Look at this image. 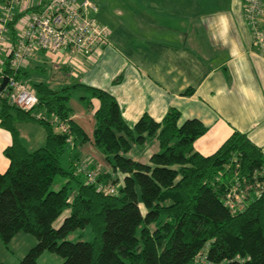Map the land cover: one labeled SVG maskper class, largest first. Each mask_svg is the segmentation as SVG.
Returning <instances> with one entry per match:
<instances>
[{"label": "trees", "instance_id": "obj_1", "mask_svg": "<svg viewBox=\"0 0 264 264\" xmlns=\"http://www.w3.org/2000/svg\"><path fill=\"white\" fill-rule=\"evenodd\" d=\"M18 17L8 24L12 42ZM9 74L6 63L3 75ZM16 74L28 83L29 72L19 69ZM29 85L38 99L29 111L11 104L7 92L0 93V127L11 138L3 150L8 166L0 173V242L8 248L19 233L36 239L18 264H37L45 252L60 257L61 264H191L204 248L213 262L264 264V192L256 196L253 187L254 172L264 168V153L246 134L234 131L216 151L203 155L194 142L207 128L197 119L180 123L176 109L160 121L143 114L130 126L116 98L105 90L80 83L57 89L44 82ZM75 91L87 108L92 100L98 102L92 144L120 176L94 171L98 183L117 185L115 195L97 192L77 173L85 161L80 162L76 146L89 138L71 119L68 103ZM25 122L37 123L45 132L43 146L31 152L17 129ZM59 125L66 133L56 130ZM149 139L159 151L147 163L126 156L132 145ZM67 151L71 154L64 167L61 158ZM57 176L67 181L52 191ZM242 181L250 187L245 207L232 212L226 196ZM66 208L69 215L54 228ZM87 227L90 241L66 239Z\"/></svg>", "mask_w": 264, "mask_h": 264}, {"label": "crops", "instance_id": "obj_2", "mask_svg": "<svg viewBox=\"0 0 264 264\" xmlns=\"http://www.w3.org/2000/svg\"><path fill=\"white\" fill-rule=\"evenodd\" d=\"M94 4L96 10L87 14L108 29L107 45L90 57L39 52L21 68L29 72L27 82L37 78L54 89L80 83L105 90L116 98L130 126L143 114L160 121L176 109L180 123L197 119L207 128L194 142L195 151L203 155L216 151L234 131L246 134L264 153V58L251 45L245 0ZM97 107L96 100L90 109L80 100L70 106L71 119L89 141ZM26 125L39 124H17L24 143ZM10 143V135L0 127V173L7 169L3 150ZM92 152L98 163L87 155L84 161L112 174L104 158Z\"/></svg>", "mask_w": 264, "mask_h": 264}, {"label": "built area", "instance_id": "obj_3", "mask_svg": "<svg viewBox=\"0 0 264 264\" xmlns=\"http://www.w3.org/2000/svg\"><path fill=\"white\" fill-rule=\"evenodd\" d=\"M89 10H96L94 0H3L0 3V83L4 77L8 82L2 91L10 94L11 104L29 111L38 103L30 85L16 79V72L34 55L43 52L58 56L90 57L108 43L109 31L88 16ZM15 22L16 37L9 38L8 24ZM244 17L251 34V45L264 58V0H245ZM13 74L3 75L5 65ZM40 117V116H39ZM38 117V118H39ZM66 133L63 125L56 127ZM71 144V141L68 140ZM87 164V163H86ZM81 163L77 173L83 174L86 183L95 185L97 192L115 195L117 185L98 183L96 171ZM255 195L264 192V168L253 175ZM249 185L242 181L240 188H233L226 196L225 204L232 212L245 207ZM191 264H227V261L213 262L207 256V248L199 251Z\"/></svg>", "mask_w": 264, "mask_h": 264}, {"label": "rangeland", "instance_id": "obj_4", "mask_svg": "<svg viewBox=\"0 0 264 264\" xmlns=\"http://www.w3.org/2000/svg\"><path fill=\"white\" fill-rule=\"evenodd\" d=\"M51 74V71H50ZM49 74L48 77L49 78ZM39 81L37 78H31L29 79L28 83L37 82ZM51 83H55L54 81H50ZM69 83L72 84L70 81ZM63 87H57L61 88ZM56 88V89H57ZM81 95L80 92H73L69 101V106L74 105L75 102H79L78 97ZM87 108V107H86ZM91 107H88L90 109ZM38 114H41L40 112H37ZM41 136V137H40ZM91 138V136H90ZM152 140V141H151ZM153 142V143H152ZM24 143V142H23ZM44 144V130L42 126L40 125H26L25 129V147L28 151H34L40 147H42ZM82 149H85L82 150ZM92 151H96L97 154L102 156L105 160L104 155L96 149V147L92 144V138L91 141H87L86 143L82 145H77L75 152L79 154L80 162H84V159L86 160L85 156H89V159H93V161H96L98 163L97 158H93L94 154ZM159 151V148L157 147V144L155 143V140L149 139L147 140L143 145H132V148L129 153L126 154L127 157H130L131 159L147 163V158L153 154ZM71 154L70 151H67L66 154L61 158L62 166L67 167L68 164V155ZM87 159V160H89ZM92 163V161L90 160ZM90 164L88 162H85V164ZM105 166H109V164L106 161H103ZM86 164V165H87ZM102 164V163H101ZM100 171L99 167H93L92 170H98ZM101 172V171H100ZM112 172V170H111ZM113 177H119L120 173H113ZM83 179V178H82ZM67 177H59L57 176L50 187V190L52 191H58L61 189V187L66 183ZM69 192H73L74 190V182L70 184ZM69 215V209H64L62 214L56 219V221L53 223L54 228H58L62 221ZM68 241L76 242V241H90L92 239V234L89 229V227L83 229V230H76L72 233H70L67 238ZM36 245V239L30 235L19 233L16 237L13 238L11 243L8 245V248H6L1 242H0V263L1 264H18L19 261L23 258V256ZM62 259L58 257L55 254L45 252L43 253L40 258L37 260V264H61Z\"/></svg>", "mask_w": 264, "mask_h": 264}, {"label": "water", "instance_id": "obj_5", "mask_svg": "<svg viewBox=\"0 0 264 264\" xmlns=\"http://www.w3.org/2000/svg\"><path fill=\"white\" fill-rule=\"evenodd\" d=\"M7 82H8L7 77H4L0 83V93L5 89Z\"/></svg>", "mask_w": 264, "mask_h": 264}]
</instances>
